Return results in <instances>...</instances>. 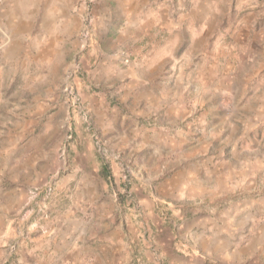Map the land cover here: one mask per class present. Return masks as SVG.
I'll return each instance as SVG.
<instances>
[{
  "label": "crops",
  "instance_id": "1",
  "mask_svg": "<svg viewBox=\"0 0 264 264\" xmlns=\"http://www.w3.org/2000/svg\"><path fill=\"white\" fill-rule=\"evenodd\" d=\"M246 2L250 0H194L188 12L174 14L166 0H93L94 41L85 50L82 32L90 9L83 0L3 1L0 18L8 30L1 54L14 71L8 88L21 79L18 88L26 95L8 110H18L29 120L0 123L4 125L0 129V264H264V201L219 202L222 185L229 191L237 186L244 189L237 178L246 169L208 168L214 161L210 136L199 146L200 141L182 135L186 152L172 164L168 161L172 169L163 164L162 177L154 181L149 167H143L136 175L142 178L144 194L138 198L133 184L119 185L108 214L104 197L110 184L100 152V137L116 144L119 155L126 153L121 149L125 146L140 150L139 142L151 141L144 131L148 127L141 123L163 107L168 96L188 90L171 88L181 76L171 79L157 69L177 61L187 37L192 42L184 51L198 57L200 52L195 51L201 42L214 39L225 20L229 30H239L233 43L244 51L241 77H232L230 83L221 79L236 95L234 89L241 81L246 92L237 105L255 113L247 124L262 122L264 14L259 5L264 0H255V7H241ZM233 16L237 27L229 20ZM76 57L84 72L71 78L66 73ZM126 58L131 59L129 64ZM68 86L82 102L73 116L69 106L75 102L68 99ZM114 97L127 107L113 106ZM72 119L76 131L69 143L72 155L67 157V168L58 173L63 165L56 156L58 143L47 147L44 142ZM36 121L49 129L46 135L30 132ZM113 163L121 181L122 169ZM50 178L57 186L51 214L32 232L30 225L36 219L25 213L26 205L33 208L30 191ZM212 183L215 188L209 187ZM160 207L167 211L163 216L156 212Z\"/></svg>",
  "mask_w": 264,
  "mask_h": 264
},
{
  "label": "rangeland",
  "instance_id": "2",
  "mask_svg": "<svg viewBox=\"0 0 264 264\" xmlns=\"http://www.w3.org/2000/svg\"><path fill=\"white\" fill-rule=\"evenodd\" d=\"M3 1L4 0H2L0 4V9L4 5H2ZM193 3L194 0H166V4L172 6L171 9L174 14H178L179 10V14L188 12ZM236 18L237 17L233 16L232 19L230 18L229 20L232 22L231 24L237 27L238 24L235 23ZM3 22L2 18H0V123H9L8 121L16 122L19 120L24 122L26 119L29 120V117H24V113H21L20 116L24 117V119H21L18 110H8L14 107L12 104L17 98H23L26 97V95L23 89L18 88L21 79L14 81L12 86L8 88L11 82L10 77L12 78L14 76V71L12 70V66L9 65L6 60H3L1 54L4 33H7L8 30L6 23ZM229 26L228 21L225 20L220 24V28L218 27L217 36L214 39L202 41L199 49L195 51V53L200 52L198 57H189L186 54L187 49L184 51L185 46H190L192 42L190 37L189 39L187 37L182 45L183 48L181 49V46L179 47L180 50L178 49L177 55L179 58L177 61L168 65L159 66L156 73L162 75L167 73L171 75V79L172 77L181 76V80L178 84L171 85V88H179L181 91L185 89V87H188V90H186L185 94L181 92L176 97L171 95L168 96L167 102H164L165 100L160 102H164L163 107H158V109L154 110V114H151L150 117L146 118L141 123L148 127V129H144V131L151 135L149 136L151 140L149 143L143 145L142 142H139L140 144L138 147H141L140 150L131 151L128 146H125L121 149L126 151V153L119 155L118 148L115 146L116 144H109L105 138L100 137L102 140V150H100V152L104 155V162H106V181L110 184V188H106L104 197L106 214L110 212L111 205L109 202L114 199V194H117L119 185H121V187H126V185L131 186L133 184L135 189H137L133 192L138 198L144 194L140 183L142 178L136 175L143 167H149L152 175L156 176L154 181L157 177H162L161 170L163 164L167 165L166 167L168 169H172L171 166L168 167V161L172 164L177 157L186 152L183 149L185 142L181 140L182 135H188L190 139H192L190 140L191 142L194 141L193 139L200 141L199 146L206 140L208 141L209 136L211 137L213 145L210 148V155L214 156V161L210 163L208 168L211 169L215 166L222 167L223 165L224 170H229V167L232 165L237 168L238 171L246 169L245 173L237 178L238 181L242 180L240 185H245L246 187L242 186L244 189L241 190L240 186H237L235 191H233V189L229 191L225 184L222 185L223 194L219 200L221 204L226 205L231 202L242 200H257L258 198L264 201V117L262 122L257 126L247 124L255 113L251 110H244V108L237 105V100L246 92L243 89L244 85H242L241 81L238 83L237 88L234 89V91L238 93L236 95L223 83V79L227 80L226 83H230L232 77H241V74L238 72L240 71L241 52L244 51V48L233 43L237 35L236 33L239 30L234 33L233 29L229 30ZM85 50H87V48ZM169 50L172 49H168V52H171ZM81 54L82 53L79 55ZM78 59L79 57H76V60L66 73V76H70L71 78L78 76L82 77L84 68L81 60L80 68L76 71ZM93 60H91V63ZM156 60H160V57H157ZM213 61H217L215 66ZM130 62L131 59L127 64ZM257 67L259 66L256 65L254 68ZM21 69L23 68L21 67ZM20 72L22 75L23 72ZM215 75L218 76V79L215 78ZM221 77H223V79H221ZM190 83L193 84V87L190 86ZM65 87V84H63V89H65ZM215 87L218 88L217 91L214 90ZM209 89L212 90V94L210 95L207 94ZM66 93L68 99L71 100V95L68 91ZM157 95L159 94L157 93ZM234 97L236 99H234ZM112 99V105L114 104L118 107L122 104L119 109L127 107L121 99H116L115 97ZM74 105L75 106L70 104L69 106L72 116L74 114L73 109H76V112L81 110L79 109L82 105L81 99L79 98ZM173 105H175L173 109L168 110ZM27 113L28 112H26V114ZM80 115H84V113L81 112ZM32 119L35 120L34 118ZM63 120L64 119L61 121L63 122ZM244 120L248 122L243 124ZM44 121H46V119ZM41 122L36 121V123L29 128L30 132L36 137L40 133L46 135L48 133L47 131H49ZM70 123H72V125H70ZM70 126L71 128H69ZM2 128H4V125L0 124V129ZM70 132H72L73 138L68 140ZM75 135V124L72 119L65 125L62 124L58 131L53 132V139L51 138V141L48 140L44 142V140H42V143L44 142L47 147L56 143H58V145L60 144L59 146L57 145L58 151L56 156L60 163L63 162V165L55 172L59 173L67 168L69 164L67 157L68 155H72L69 150V143L74 140ZM200 137H202L201 140L199 139ZM229 139H232L230 144H228ZM225 145H227V148L224 147ZM187 152H190V150H187ZM187 157H190V155H187ZM114 161L118 163V166L122 169L123 176L121 181L115 176L114 169L116 168L113 163ZM52 172L54 171H51L49 174L51 175ZM108 177H110L109 180L107 179ZM209 187L215 188L214 183L209 184ZM167 194L168 193H165L163 196L167 197ZM55 197L56 194L49 201L47 212L44 215L41 213H32V208L29 205H26L25 213L28 214L29 212L30 214L28 215L36 219L32 222L38 221L39 223L40 221L48 219L51 214L50 203ZM261 203L262 202L256 204L257 206L254 211H257L258 208L261 207ZM157 210L156 212L160 214H162V212H164V214L167 212L161 209V207L160 209L157 208ZM36 229L32 232H36ZM14 244L15 243H11V245Z\"/></svg>",
  "mask_w": 264,
  "mask_h": 264
},
{
  "label": "built area",
  "instance_id": "3",
  "mask_svg": "<svg viewBox=\"0 0 264 264\" xmlns=\"http://www.w3.org/2000/svg\"><path fill=\"white\" fill-rule=\"evenodd\" d=\"M84 3L89 7V13L87 16V26L84 28L82 32V38H83V45L85 48L91 47L93 45V33H92V15H91V5L93 0H83ZM2 0H0L1 4ZM126 62H129V58H126ZM80 68L79 62L76 64V71ZM68 93L71 95V99L76 103L79 99L77 96L76 91L74 90V87L68 86L67 87ZM73 138L72 132L68 135V140ZM56 183L54 179L50 178L46 182L35 186L30 191V200L33 202V208L32 213H41L45 214L47 212L48 204L51 198L56 194ZM39 226L38 221L32 222L30 227L31 228H37Z\"/></svg>",
  "mask_w": 264,
  "mask_h": 264
},
{
  "label": "clouds",
  "instance_id": "4",
  "mask_svg": "<svg viewBox=\"0 0 264 264\" xmlns=\"http://www.w3.org/2000/svg\"><path fill=\"white\" fill-rule=\"evenodd\" d=\"M255 0H250V2H246L243 5H241V7L243 8H251V7H255ZM260 9H261V13L264 14V4L259 5Z\"/></svg>",
  "mask_w": 264,
  "mask_h": 264
}]
</instances>
